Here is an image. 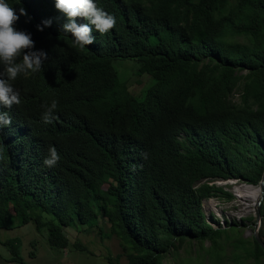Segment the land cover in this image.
<instances>
[{"label": "trees", "instance_id": "16d2710c", "mask_svg": "<svg viewBox=\"0 0 264 264\" xmlns=\"http://www.w3.org/2000/svg\"><path fill=\"white\" fill-rule=\"evenodd\" d=\"M6 2L16 29L49 58L12 82L20 104L0 105L12 120L0 130V229L31 220L40 229L45 212L48 244L66 248L64 228L102 218L121 241L111 264H164L185 241L208 240L213 252L224 230L202 202L231 197L213 181L241 179L257 191L264 171V0H95L117 23L104 35L93 27L84 49L61 31L55 0ZM127 60L154 80L140 95L114 66ZM237 87L239 103L230 98ZM50 146L54 167L44 164ZM258 232L264 255V193ZM4 245L25 264L14 239Z\"/></svg>", "mask_w": 264, "mask_h": 264}, {"label": "rangeland", "instance_id": "374dc122", "mask_svg": "<svg viewBox=\"0 0 264 264\" xmlns=\"http://www.w3.org/2000/svg\"><path fill=\"white\" fill-rule=\"evenodd\" d=\"M234 40H242L237 34L229 35ZM139 63L133 60L116 61L115 68L125 73L127 86L135 95L143 93L154 80L137 71ZM240 102V87L230 96ZM214 184L231 194L229 199L214 196L204 199L202 208L206 219L213 227L217 219L224 231L216 239V245L206 240L202 245L196 241H185L172 249L163 258L164 264H264V255L257 253L254 237L259 235V225L255 217L256 191L251 190L241 179H217ZM45 226L37 229L31 220L12 229H0V264H19L10 261L9 249L4 243L14 239L25 264H111L121 253L120 239L110 234L109 224L99 218L95 226L73 225L64 228L70 244L66 248H53L47 242V225L52 217L43 212ZM20 222V220H18ZM235 224V225H233ZM259 237V236H258ZM75 243L85 247L81 250ZM120 261L124 263L125 257Z\"/></svg>", "mask_w": 264, "mask_h": 264}, {"label": "clouds", "instance_id": "9594fccd", "mask_svg": "<svg viewBox=\"0 0 264 264\" xmlns=\"http://www.w3.org/2000/svg\"><path fill=\"white\" fill-rule=\"evenodd\" d=\"M55 7L66 18L61 31L70 34L74 46L79 49L94 43L93 27L100 35H104L117 23L115 16L98 7L95 0H55ZM20 14L27 15V12L21 8ZM78 19H84L87 23H78ZM18 20L19 16L14 8L9 6L6 0H0V105L9 109L21 102L20 93L12 82L21 74L27 76L29 72L41 71L44 62L49 58L46 51L33 50L35 42L31 33L16 29L15 23ZM51 24V19L43 21L44 26L50 27ZM37 28L39 31L44 30L41 25H37ZM21 56L22 60L17 62ZM43 107L45 111L42 119L45 124L51 123L57 101L52 100L50 105L45 103ZM11 123L8 113L0 110V130ZM59 159L56 147L50 146L44 164L54 167Z\"/></svg>", "mask_w": 264, "mask_h": 264}, {"label": "water", "instance_id": "95a60500", "mask_svg": "<svg viewBox=\"0 0 264 264\" xmlns=\"http://www.w3.org/2000/svg\"><path fill=\"white\" fill-rule=\"evenodd\" d=\"M258 188H259V191H260V195H259L258 199L255 201L256 225H257V222L260 223V204H261V201H262V198H263V193H264V171H263L262 178L260 180ZM256 237L260 241L259 237L258 236H256Z\"/></svg>", "mask_w": 264, "mask_h": 264}, {"label": "bare ground", "instance_id": "6f19581e", "mask_svg": "<svg viewBox=\"0 0 264 264\" xmlns=\"http://www.w3.org/2000/svg\"><path fill=\"white\" fill-rule=\"evenodd\" d=\"M259 195H260V191H259V188H258V190L256 191L255 201L258 199Z\"/></svg>", "mask_w": 264, "mask_h": 264}]
</instances>
